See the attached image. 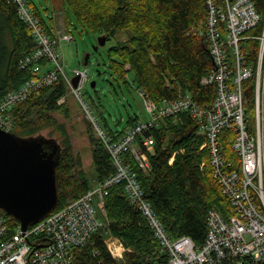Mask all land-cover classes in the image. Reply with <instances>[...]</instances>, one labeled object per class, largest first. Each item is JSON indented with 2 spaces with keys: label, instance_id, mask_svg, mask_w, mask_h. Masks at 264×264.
Masks as SVG:
<instances>
[{
  "label": "trees",
  "instance_id": "obj_1",
  "mask_svg": "<svg viewBox=\"0 0 264 264\" xmlns=\"http://www.w3.org/2000/svg\"><path fill=\"white\" fill-rule=\"evenodd\" d=\"M28 1L48 32L55 35L50 26L54 18L52 15L47 18L48 8L42 5L41 9L34 0ZM63 1L67 12L65 24L71 32L72 23L76 29L80 27L79 34L104 35L106 40L118 31L129 33L124 43L119 42L108 49L105 66L110 78H106V81L116 91L120 88L132 93L135 89L140 95L143 91L158 108L186 95L203 106L215 100L216 85L202 83V78L214 66L213 57L207 38L197 30L207 17L206 0ZM253 1L258 12L264 16V0ZM68 13L72 14L73 19L68 17ZM260 29L261 26L254 32H260ZM36 46L16 5L10 0H0V100L35 76L33 65L36 63L22 67V61ZM251 47L254 57L258 42H251ZM37 64L40 67L52 65L46 59ZM95 82L94 93L85 92V99L113 141L120 140L141 123L150 121H141L137 114L129 112L126 118L121 113L117 120H113L112 113L96 88L98 81ZM244 87L249 124L253 125V119H256L252 115L255 114L254 80L246 81ZM68 94L66 82L62 80L59 84L41 88L8 110L14 121L11 132L19 136H42L41 132L50 127H54L50 131L52 137L54 132L60 133L58 143L61 151L57 165L60 202L57 209L66 207L96 183L116 172L111 153L86 118L85 129L92 147L94 169V183L91 182L69 130L55 116L56 113L70 116ZM64 96L66 101L59 103ZM122 123L124 126L119 128ZM146 136H152L155 140L151 149L143 145ZM220 137L224 157L231 164L228 170L241 169V159L231 147L233 131L224 129ZM208 141L198 121L185 110L177 115L159 118L156 125L137 135L135 146L143 148L148 154V168L140 165L131 149L123 153L124 162L136 174L143 188L144 198L152 204L172 239L190 236L197 244H202L208 232L207 218L212 210L227 218L233 214L229 198L213 177L209 149H202V145ZM104 209L106 214L101 213L103 226L87 243L74 250L75 264H163L168 260V253L161 249L160 240L147 217L128 196L125 181L109 189L104 198ZM0 214L14 232L19 222L1 208ZM110 236L118 238L125 245L123 259L114 258L109 251L106 239ZM94 249L100 252L99 255H94Z\"/></svg>",
  "mask_w": 264,
  "mask_h": 264
},
{
  "label": "built area",
  "instance_id": "obj_2",
  "mask_svg": "<svg viewBox=\"0 0 264 264\" xmlns=\"http://www.w3.org/2000/svg\"><path fill=\"white\" fill-rule=\"evenodd\" d=\"M29 28L37 46L25 57L22 67L34 64L33 76L19 89L8 92L0 100V127L11 131L14 125L9 108L29 98L45 86L59 84L64 80L70 93L79 102L82 110L93 124L97 136L111 153L116 172L96 183L79 199L66 207L56 209L40 222L25 231L19 224L14 232L0 214V264H75L74 250L87 243L92 235L103 226L98 218V208L104 215V198L109 189L122 181L131 201L135 203L150 222L168 253L163 264H264V16L253 0H206L207 17L197 28L210 47L214 66L202 78L204 85H216V97L212 104L203 106L186 95L166 102L159 108L142 91L144 105L150 121L141 123L113 141L99 123L84 96L88 83L87 70L77 69V86L65 73L60 62L58 45L70 41L73 35L60 29L51 35L41 19L34 13L28 0H10ZM262 24V25H261ZM261 26L260 32L254 29ZM258 47L253 57L251 42ZM46 59L52 67L42 69L37 64ZM254 80L255 116L249 124L245 82ZM66 96L59 99L63 103ZM189 111L198 121L201 130L209 139L202 145L208 147L213 177L230 200L233 214L227 218L212 210L207 218L208 232L202 244L190 236L172 239L152 204L144 198L143 188L136 174L124 162L123 153L131 149L143 168L149 162L143 148L135 146L142 130L156 125L158 119ZM224 129L233 131L231 147L241 159V170H228L230 163L224 157L220 133ZM154 138L146 136L143 145L151 149ZM205 165V163H204ZM106 244L112 256L123 259L126 247L118 238L110 236ZM94 249V255H99Z\"/></svg>",
  "mask_w": 264,
  "mask_h": 264
},
{
  "label": "rangeland",
  "instance_id": "obj_3",
  "mask_svg": "<svg viewBox=\"0 0 264 264\" xmlns=\"http://www.w3.org/2000/svg\"><path fill=\"white\" fill-rule=\"evenodd\" d=\"M36 5L41 8L45 6L48 8L50 15H54V19L60 21L61 29L67 32L70 31L65 24L66 7L63 0H34ZM43 9V8H41ZM68 17L73 19L71 13H68ZM61 18V19H60ZM72 21V20H71ZM74 39L70 41H61L58 45V52L60 54V62L62 63L65 73L69 77L75 75L77 69L87 70L89 75V81L84 89L85 92L94 93V88L91 87L92 81H98L97 89L108 107V111L112 113L113 120H117L120 114L126 118L127 113L137 114L141 120L148 121L150 115L146 112L144 102L141 95L135 89L132 93H129L126 89L121 90L119 87L116 91L106 78H110L106 72L107 67L105 63L108 61V49L118 44L119 42L124 43L128 39L129 33L127 31H118L109 40H106L104 44H101L102 35L95 34H79L78 27L75 28L74 24L70 26ZM88 56L89 62L86 63V57ZM52 67V65H50ZM101 71V73H99ZM68 93L70 90L68 89ZM68 107L70 116L67 117L62 113H56L55 116L59 123H64L65 127L69 130L75 149L81 153L84 160V167L92 183H94V169L92 163V147L87 138L86 134V123L85 120L88 117L82 111L76 98L68 94ZM67 99V98H66ZM125 104V105H124ZM130 104V105H129ZM128 107V109L125 108ZM112 120V122H114ZM124 123L119 124V128H122ZM54 127L47 128L41 132L43 137H50V131ZM60 133L54 132L53 137L57 138ZM52 137V136H51ZM204 165V162H203ZM98 218L103 222V215L98 208ZM104 224L106 225L105 221ZM104 225V226H105Z\"/></svg>",
  "mask_w": 264,
  "mask_h": 264
},
{
  "label": "water",
  "instance_id": "obj_4",
  "mask_svg": "<svg viewBox=\"0 0 264 264\" xmlns=\"http://www.w3.org/2000/svg\"><path fill=\"white\" fill-rule=\"evenodd\" d=\"M102 36L100 42L104 44L106 37ZM78 80L79 75L73 77L74 86ZM91 85L95 87L96 82ZM60 151L56 138L23 137L0 127V208L15 218L24 231L59 205Z\"/></svg>",
  "mask_w": 264,
  "mask_h": 264
},
{
  "label": "crops",
  "instance_id": "obj_5",
  "mask_svg": "<svg viewBox=\"0 0 264 264\" xmlns=\"http://www.w3.org/2000/svg\"><path fill=\"white\" fill-rule=\"evenodd\" d=\"M49 13L47 14V18H49ZM55 16L53 15V18H54ZM61 19V18H60ZM62 24V23H61ZM61 24H60V21L58 20L57 21V19H53V25H50L52 28H53V30L56 32L57 30H60L61 29V27H59V26H61ZM42 69H45V71H46V69L48 70V69H50V66H49V64H47L46 66L45 65H43V67H42ZM44 71V70H43ZM141 121H144V120H141Z\"/></svg>",
  "mask_w": 264,
  "mask_h": 264
},
{
  "label": "bare ground",
  "instance_id": "obj_6",
  "mask_svg": "<svg viewBox=\"0 0 264 264\" xmlns=\"http://www.w3.org/2000/svg\"><path fill=\"white\" fill-rule=\"evenodd\" d=\"M252 115H253V118H255V117H254L255 114L253 113ZM253 120H255V119H253ZM233 134H234V133H233ZM220 138H221V137H220ZM205 148L207 149V147H205ZM126 151H127V150H126ZM147 155H148V154H147ZM148 157H149V156H148ZM148 157H147V158H148ZM124 158H125V156H124ZM239 169H240V168H239ZM239 169H238V170H239ZM240 170H241V169H240ZM93 187H94V186H93ZM80 197H81V196H80ZM78 199H79V198H78ZM75 200H76V199H75Z\"/></svg>",
  "mask_w": 264,
  "mask_h": 264
}]
</instances>
